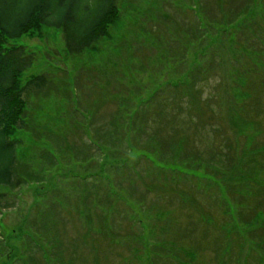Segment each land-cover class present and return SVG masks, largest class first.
I'll list each match as a JSON object with an SVG mask.
<instances>
[{
  "label": "rangeland",
  "instance_id": "obj_1",
  "mask_svg": "<svg viewBox=\"0 0 264 264\" xmlns=\"http://www.w3.org/2000/svg\"><path fill=\"white\" fill-rule=\"evenodd\" d=\"M116 4L80 55L60 29L15 41L20 85L52 82L10 137L0 264H264V0Z\"/></svg>",
  "mask_w": 264,
  "mask_h": 264
},
{
  "label": "trees",
  "instance_id": "obj_2",
  "mask_svg": "<svg viewBox=\"0 0 264 264\" xmlns=\"http://www.w3.org/2000/svg\"><path fill=\"white\" fill-rule=\"evenodd\" d=\"M116 3L117 0H0V188L18 185L16 143L10 137L17 130L27 129L26 99L52 82L49 75L42 74L20 85V77L32 68L34 56L15 41L41 28L60 29L66 53L80 55L108 36L117 19ZM140 126L144 132L145 121L141 120ZM146 135L147 144L153 143L160 152L167 148L158 128L152 133L145 132ZM91 137L96 145L100 142L109 145L107 135L97 126L91 131ZM214 157L207 158L208 162ZM203 163L207 164L206 158ZM3 199L0 194V207Z\"/></svg>",
  "mask_w": 264,
  "mask_h": 264
}]
</instances>
